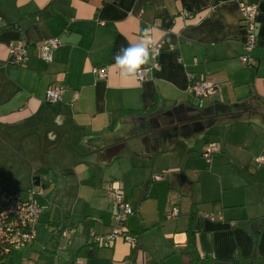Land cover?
Here are the masks:
<instances>
[{"label": "crops", "instance_id": "1", "mask_svg": "<svg viewBox=\"0 0 264 264\" xmlns=\"http://www.w3.org/2000/svg\"><path fill=\"white\" fill-rule=\"evenodd\" d=\"M240 1L259 7L252 67L240 60ZM149 26L163 44L160 70L124 80L113 57ZM51 38L60 46L47 63L39 46ZM20 41L32 46L28 60L6 67L9 45ZM191 76L218 82L222 93L194 98ZM57 86L66 91L50 105L45 93ZM147 126L162 135L144 139ZM0 140L19 147L35 175L29 189L47 212L51 238L37 263L48 249L61 264H264V166L255 162L264 157V0H0ZM211 143L220 152L206 159L216 186L204 206L176 164ZM113 183L135 208L128 228L137 248L119 241L79 256L90 244L87 224L96 235L115 225ZM54 208L62 221L52 220ZM56 227L76 232L65 239Z\"/></svg>", "mask_w": 264, "mask_h": 264}, {"label": "built area", "instance_id": "2", "mask_svg": "<svg viewBox=\"0 0 264 264\" xmlns=\"http://www.w3.org/2000/svg\"><path fill=\"white\" fill-rule=\"evenodd\" d=\"M241 14V30L243 33L244 53L240 56L242 64L246 67L254 65L252 57L253 51L257 47V30L259 7L249 5L243 1L239 3ZM184 18H191V13L184 11L181 14ZM60 46L59 38L45 40L39 46L41 58L44 62L50 63L54 60V52ZM31 45L25 42H15L9 45L8 66H18L23 64L29 58ZM174 47H170L173 50ZM163 51V44H157L152 50V63L149 68L143 69L137 79L145 80L150 73L160 70L159 57ZM93 73L99 80L107 78V72L104 69L94 68ZM191 85L189 93L196 99L207 101L222 93V85L218 82L207 79L190 78ZM66 89L64 86L50 87L45 93V101L50 104H57L62 100ZM220 152V146L216 143L206 145L203 156L207 161H211L214 155ZM258 166H264V157H258L255 160ZM36 192L34 189L26 191L14 190L12 188H0V264H7L11 256L21 250L31 247L37 240L38 227L43 208L35 200ZM111 196L114 202V220L110 233L106 235H96L91 233V241L97 246L111 248L117 242L122 241L129 244L132 248L137 245L136 237L128 228V220L135 214V208L127 200L124 190L119 183H113L111 186ZM179 214L177 208L169 213V217H176ZM74 229L63 230L61 236L65 239L75 234ZM9 264V263H8Z\"/></svg>", "mask_w": 264, "mask_h": 264}, {"label": "rangeland", "instance_id": "3", "mask_svg": "<svg viewBox=\"0 0 264 264\" xmlns=\"http://www.w3.org/2000/svg\"><path fill=\"white\" fill-rule=\"evenodd\" d=\"M201 144L202 143L197 144V146H199V149H201ZM176 146L178 145H175V147H173L178 148ZM18 148L19 147L15 146L13 150H9L6 145H4V142L0 140V184L5 186L8 185L14 190L26 191L29 190V188L31 187L34 188L33 178L35 177V175L32 174L30 166L28 164L25 165L23 159L17 155ZM199 151L200 150H198V152ZM215 156L216 155H214V157ZM214 157L211 161L214 160ZM176 165L179 166V171L181 170L184 174L187 172L189 179L192 180L191 182H194L193 184L191 183L192 194L194 193L193 196L196 195L200 199H204L206 201V205L204 206H209V199L212 193L214 192V187L216 186L213 185V183L211 182V178L208 175V172L212 170L213 164H208L205 157L200 156V154H197L194 157H191V159H185L183 156H181L179 158V162ZM196 168L202 169L203 172L199 173V175L194 176L193 173L194 171L196 172ZM164 174L166 173L164 172L163 174L159 175L160 179H162ZM40 189L41 188H38L37 190L39 191ZM42 202L46 203L45 197L42 198ZM152 209L150 208L149 211H152ZM46 213L47 212H44L41 216V219L43 220L44 224L42 223L38 227V239L33 244L32 248L30 247L28 249L21 250L18 253L12 255L10 257L11 260L9 264L37 263L38 253L41 250V247L45 244H49L51 238V229L50 232L44 230V225L47 223ZM63 214L64 212L62 213L61 210H57L56 208H54V210H52V220L55 217L54 221H62ZM65 214L67 213L65 212ZM166 217L168 218L169 216L166 215ZM62 243L64 244L66 243V241H62Z\"/></svg>", "mask_w": 264, "mask_h": 264}, {"label": "clouds", "instance_id": "4", "mask_svg": "<svg viewBox=\"0 0 264 264\" xmlns=\"http://www.w3.org/2000/svg\"><path fill=\"white\" fill-rule=\"evenodd\" d=\"M157 46L154 36V27L149 26L142 30L139 41L122 47L114 55V65L118 68L120 76L124 80H134L149 62L152 50Z\"/></svg>", "mask_w": 264, "mask_h": 264}, {"label": "trees", "instance_id": "5", "mask_svg": "<svg viewBox=\"0 0 264 264\" xmlns=\"http://www.w3.org/2000/svg\"><path fill=\"white\" fill-rule=\"evenodd\" d=\"M0 188L10 189L9 186H5V185H2V184H0ZM89 228H90V225L87 224L86 227H85V231L88 233V238H89L90 244L85 245L84 247H82L78 251V255L79 256H92V252L90 251V248L97 246L96 244H94L91 241V234H90ZM67 229H73V228H67ZM63 230H66V228L56 227V229L54 231H55L56 235L61 236V233H62ZM189 235H190L191 240H192V238L194 236L193 235V231H192V223L190 225ZM136 248H137V245H136L135 249ZM40 260L42 262H39V263H36V264H61V263H59L57 261V254H56V252L53 251V250H48V249H43L42 250V252L40 254ZM207 262H208V264H225L226 263V262L225 263H222V262L216 261V260L207 261ZM8 263H10V261L7 262V264ZM63 264H75V263L69 261V262H65Z\"/></svg>", "mask_w": 264, "mask_h": 264}, {"label": "water", "instance_id": "6", "mask_svg": "<svg viewBox=\"0 0 264 264\" xmlns=\"http://www.w3.org/2000/svg\"><path fill=\"white\" fill-rule=\"evenodd\" d=\"M223 108V107H222ZM163 131L157 130L155 127L147 126L145 130L142 132V135L145 136L144 139H151L152 137L159 138L162 135ZM141 139L137 138L135 140V144H141ZM35 186H40V178L35 179Z\"/></svg>", "mask_w": 264, "mask_h": 264}]
</instances>
